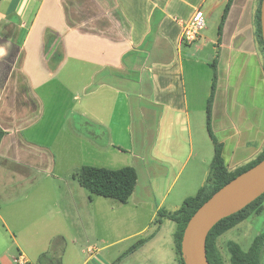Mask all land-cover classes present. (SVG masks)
<instances>
[{
	"label": "crops",
	"instance_id": "1",
	"mask_svg": "<svg viewBox=\"0 0 264 264\" xmlns=\"http://www.w3.org/2000/svg\"><path fill=\"white\" fill-rule=\"evenodd\" d=\"M259 4L0 0V220L7 229L4 206L13 223L27 225L22 234L88 214L96 195L74 178L84 166L134 167L132 199L149 204L159 192V211L163 193L194 159L187 186L198 193L215 157L211 98L227 169L256 160L264 152ZM195 16L207 28L183 43V22Z\"/></svg>",
	"mask_w": 264,
	"mask_h": 264
},
{
	"label": "rangeland",
	"instance_id": "2",
	"mask_svg": "<svg viewBox=\"0 0 264 264\" xmlns=\"http://www.w3.org/2000/svg\"><path fill=\"white\" fill-rule=\"evenodd\" d=\"M109 152L116 159L120 156L119 149ZM124 159L132 160L127 154L123 155ZM194 162V159L191 160L169 192L167 190L175 176L166 178L168 182L159 191H167L163 193L167 194V201L159 211L173 213L174 207L181 208L186 199L197 194V187L187 186L189 169ZM113 163V170L124 165V162ZM179 197H183L184 202H180ZM94 198L88 214L86 211L83 217L61 226L39 223L28 228L24 234L18 228L27 225L13 223L11 208L4 206L2 213L10 230L0 220V264H20L22 257L26 264H180L175 240L177 224L158 215L156 204L161 200L159 192L149 204H139L133 197L126 204L114 199ZM259 218L254 216L238 227L240 244L245 250L257 235L264 233V216ZM229 237L226 234L218 241L225 264H230L226 253ZM91 247L95 250L91 251ZM261 264H264V252Z\"/></svg>",
	"mask_w": 264,
	"mask_h": 264
},
{
	"label": "trees",
	"instance_id": "3",
	"mask_svg": "<svg viewBox=\"0 0 264 264\" xmlns=\"http://www.w3.org/2000/svg\"><path fill=\"white\" fill-rule=\"evenodd\" d=\"M259 4V22L258 32L260 43L264 51V41L262 37L261 26V6ZM228 7L223 16L222 24L226 18ZM221 24V28H222ZM215 87H213L214 89ZM214 91V90H213ZM209 101L207 112V125L209 134L215 144V157L212 163L211 171L208 177L207 184L202 187L194 196L185 200L182 207L173 213L159 211L163 219H170L177 224L175 240L178 254L180 256V264H185L182 256V240L185 229L196 211L207 202L216 192L222 187L230 183L239 175L252 169L264 160V152L254 161L246 166L238 168L235 171H229L225 165L223 158L222 145L218 142L212 128V109ZM5 135V132L0 127V145ZM74 178L84 189L91 194L103 197L105 199H114L122 204H126L133 197L139 176L137 170L132 166H127L122 169H108L102 167L84 166L74 174ZM264 215V195L258 198L241 212L232 215L220 221L210 232L207 239V256L210 264H225L223 257L218 249V241L226 234L229 238L226 242V253L229 257L230 264H261V255L264 248V233L257 235L250 247L245 250L240 244V238L237 234L240 224L251 219L252 217H261ZM163 219L160 221L162 224ZM145 242V241H144Z\"/></svg>",
	"mask_w": 264,
	"mask_h": 264
},
{
	"label": "water",
	"instance_id": "4",
	"mask_svg": "<svg viewBox=\"0 0 264 264\" xmlns=\"http://www.w3.org/2000/svg\"><path fill=\"white\" fill-rule=\"evenodd\" d=\"M264 41V0L261 6ZM264 195V160L222 187L190 219L182 240L185 264H210L207 239L222 220L235 215Z\"/></svg>",
	"mask_w": 264,
	"mask_h": 264
},
{
	"label": "built area",
	"instance_id": "5",
	"mask_svg": "<svg viewBox=\"0 0 264 264\" xmlns=\"http://www.w3.org/2000/svg\"><path fill=\"white\" fill-rule=\"evenodd\" d=\"M207 28V22L204 17L195 16L183 22V33L182 42L186 44H191L196 42L202 32ZM91 251L95 250L93 247L90 248ZM20 264H26L25 259L22 257L19 260Z\"/></svg>",
	"mask_w": 264,
	"mask_h": 264
}]
</instances>
